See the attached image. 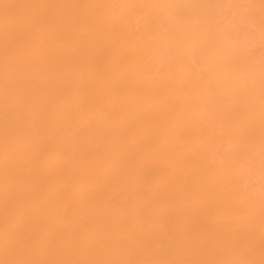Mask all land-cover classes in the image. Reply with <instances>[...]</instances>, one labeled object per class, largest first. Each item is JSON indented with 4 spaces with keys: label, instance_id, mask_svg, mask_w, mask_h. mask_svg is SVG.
<instances>
[{
    "label": "bare ground",
    "instance_id": "obj_1",
    "mask_svg": "<svg viewBox=\"0 0 264 264\" xmlns=\"http://www.w3.org/2000/svg\"><path fill=\"white\" fill-rule=\"evenodd\" d=\"M0 264H264V0H0Z\"/></svg>",
    "mask_w": 264,
    "mask_h": 264
}]
</instances>
